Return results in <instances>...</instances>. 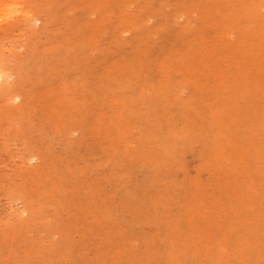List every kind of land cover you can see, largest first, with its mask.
<instances>
[{
	"label": "rangeland",
	"instance_id": "rangeland-1",
	"mask_svg": "<svg viewBox=\"0 0 264 264\" xmlns=\"http://www.w3.org/2000/svg\"><path fill=\"white\" fill-rule=\"evenodd\" d=\"M0 72V264H264V0H2Z\"/></svg>",
	"mask_w": 264,
	"mask_h": 264
},
{
	"label": "bare ground",
	"instance_id": "bare-ground-1",
	"mask_svg": "<svg viewBox=\"0 0 264 264\" xmlns=\"http://www.w3.org/2000/svg\"><path fill=\"white\" fill-rule=\"evenodd\" d=\"M1 1H2V0H0V2H1ZM262 5H263V4H262ZM261 7H262V6H261ZM1 76H2V75H1V72H0V79H1Z\"/></svg>",
	"mask_w": 264,
	"mask_h": 264
}]
</instances>
